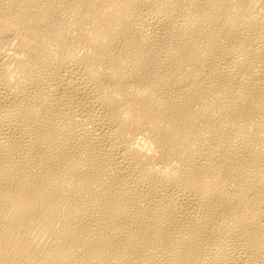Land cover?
Returning <instances> with one entry per match:
<instances>
[{
	"label": "bare ground",
	"instance_id": "1",
	"mask_svg": "<svg viewBox=\"0 0 264 264\" xmlns=\"http://www.w3.org/2000/svg\"><path fill=\"white\" fill-rule=\"evenodd\" d=\"M0 264H264V0H0Z\"/></svg>",
	"mask_w": 264,
	"mask_h": 264
}]
</instances>
